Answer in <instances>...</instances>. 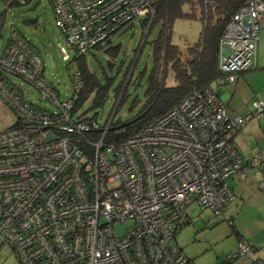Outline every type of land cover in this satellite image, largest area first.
Segmentation results:
<instances>
[{"label":"built area","instance_id":"built-area-1","mask_svg":"<svg viewBox=\"0 0 264 264\" xmlns=\"http://www.w3.org/2000/svg\"><path fill=\"white\" fill-rule=\"evenodd\" d=\"M48 2L65 42L82 54L135 19L148 25L158 0ZM261 18L264 0H244L230 15L218 42L216 84L255 66ZM43 71L39 54L11 30L0 52V97L16 117L0 131V243L20 264H194L175 239L193 220L188 207L208 209L213 220L234 196L230 177L246 179L248 168L257 169L264 192V158L242 157L228 136L251 117L264 118V99H253L247 114H229L210 85L193 88L117 142L105 137L116 105L100 123L75 107L80 70L66 99ZM9 77L30 83L55 109L28 101ZM124 222L119 234L114 225ZM251 254L241 237L228 258Z\"/></svg>","mask_w":264,"mask_h":264},{"label":"rangeland","instance_id":"rangeland-1","mask_svg":"<svg viewBox=\"0 0 264 264\" xmlns=\"http://www.w3.org/2000/svg\"><path fill=\"white\" fill-rule=\"evenodd\" d=\"M9 0H0V48L7 40L11 30H16L28 44L40 55L44 65V78L54 85L59 92L60 99H66L72 91L71 74L76 67L72 57L76 54L64 40L56 26L54 13L48 0H28L25 3H11ZM258 40L255 49L260 58H264V18L259 22ZM202 22L199 19L186 17L176 18L171 26L170 40L184 49L199 37ZM158 26H154L145 37L147 27H142L140 20L135 19L110 37L111 44L119 45V52L114 57L115 64L108 68L106 55L101 49L92 48L84 56L86 65L98 76L102 70L113 76L108 95L99 107H91V98L84 100L79 107L86 116L97 114L100 123L110 114L114 107L115 90L123 77L127 64L137 56V62L127 85V99L117 109L114 118L122 121L133 115L138 104L131 108L134 96L143 100V90L146 77L151 71L152 57L150 40L157 33ZM144 31V32H143ZM134 60L130 63L132 68ZM142 71V74L139 73ZM139 75V76H138ZM256 80L264 81V71L254 73ZM15 85L24 93V97L47 110L55 107L39 97L38 91L30 83L13 77ZM166 83L172 84L173 78L170 70L167 71ZM214 91L221 95L223 85L211 84ZM259 98L264 96L258 93ZM229 114L231 110L250 112L253 102L249 99L243 103L238 95L227 99ZM226 102V103H227ZM114 103V104H113ZM228 104V103H227ZM131 108V109H130ZM16 117L0 97V131L7 128L15 121ZM230 130L228 135H233L234 141L242 151L261 153L264 156V118L251 117L246 123L235 130ZM247 180L240 179L232 183L234 196L227 202L224 210L211 220L212 214L208 209L200 210L196 203H192L188 214L193 218L184 224L176 233V241L186 255L192 258L194 264H262L264 262V193L256 188V168L246 169ZM247 176V177H248ZM129 222L115 223L114 228L120 234L124 232ZM236 231L251 245L252 254L249 257L239 255L228 258L237 251ZM0 264H20L7 243H0Z\"/></svg>","mask_w":264,"mask_h":264},{"label":"trees","instance_id":"trees-1","mask_svg":"<svg viewBox=\"0 0 264 264\" xmlns=\"http://www.w3.org/2000/svg\"><path fill=\"white\" fill-rule=\"evenodd\" d=\"M11 3L21 2L9 0L8 4ZM243 3L244 0H158L155 14L149 24L147 25V20L140 21L143 28L147 27L145 37L154 26H158L156 36L149 42L152 67L146 77L143 90L144 98L141 101L137 96H134L131 108L138 104V109L126 120L122 121L119 117L111 119L110 126L106 131V139H114L117 142L125 140L139 131L145 124L175 106L193 88L211 86L219 75L217 68L219 38L230 15ZM180 17L197 18L202 22L198 39L188 44L184 49L170 40L172 23ZM145 37L138 53L145 43ZM109 39H106L104 43L94 45L92 48L101 49L105 53L106 63L110 69L115 64L114 57L119 52V45L111 44ZM89 51L90 49L87 52ZM87 52L75 54L72 57V60L74 59L76 62L75 69L80 70L83 80V86L75 106L77 109L89 97L91 98V107L101 106L113 81V76L108 75L105 69L102 70L101 76H98L87 67L84 59ZM138 53L127 64L122 79L114 88L116 98L115 104H113L116 106L115 109L113 107V115L128 97L127 85L134 71ZM133 60V66L129 70ZM168 70L172 74V84L166 83ZM141 74L142 71L139 75ZM9 79L14 81L13 77H9ZM94 114L97 115L98 113ZM91 136L93 134H89V137ZM236 235L237 240L242 237L237 231Z\"/></svg>","mask_w":264,"mask_h":264},{"label":"crops","instance_id":"crops-1","mask_svg":"<svg viewBox=\"0 0 264 264\" xmlns=\"http://www.w3.org/2000/svg\"><path fill=\"white\" fill-rule=\"evenodd\" d=\"M7 39H8V37H7ZM6 43H7V40H6L5 44H4V46L2 48H0V52L4 49V47L6 46ZM260 71H264V58H260V54L257 52L256 58H255V66L252 69H249V70H246V71H242V72L236 74L234 81L231 82V83L217 84V85H223V89H222V94L221 95H219L217 93V91L216 92L214 91V92L216 94H218L225 101V103L227 102V99H229L230 97H232L234 95H238L239 98L242 99L243 103H246L249 99H251L252 102H253V99H255V98L264 99V98H259V96H258V93H260V95L264 96V81H262V79L256 80V76H254V73H260ZM227 103H226V105H227V109L229 111V102H227ZM231 111L232 112H230V113H232V114H247V113H245L243 111H237V110H231ZM235 133H237V130L232 135H228V136L234 142V144L237 146L241 156L244 157V158H247L251 154V152H246L245 150L242 151L240 149L238 144H236L235 141H234L233 135ZM260 154L261 153H259V155ZM261 157L264 158V156H262V155H261ZM247 176H248V174H247ZM258 177H259V174H258V171H257L255 184L257 182ZM248 178H249V176L246 179H242V180H247ZM240 179L241 178L238 175H232L230 177V179H229V182L231 180L232 183H234L236 181H239ZM230 187L233 190L232 185ZM256 188H257V185H256ZM262 193H264V192H262ZM175 239H176V237H175ZM190 259L192 260V258H190Z\"/></svg>","mask_w":264,"mask_h":264},{"label":"water","instance_id":"water-1","mask_svg":"<svg viewBox=\"0 0 264 264\" xmlns=\"http://www.w3.org/2000/svg\"><path fill=\"white\" fill-rule=\"evenodd\" d=\"M135 58V57H134Z\"/></svg>","mask_w":264,"mask_h":264}]
</instances>
